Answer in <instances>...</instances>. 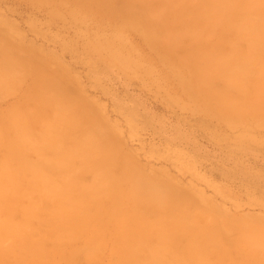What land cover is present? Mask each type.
Listing matches in <instances>:
<instances>
[{
    "label": "bare ground",
    "instance_id": "6f19581e",
    "mask_svg": "<svg viewBox=\"0 0 264 264\" xmlns=\"http://www.w3.org/2000/svg\"><path fill=\"white\" fill-rule=\"evenodd\" d=\"M59 1L87 12L96 0ZM101 2L119 31L143 30L209 111L230 122L264 119V0ZM1 32L4 93L31 69ZM44 59L25 88L26 108L0 117V264H74L77 256L93 264L107 247L108 264H264L263 224L209 221L212 208L136 169L101 111L89 116L58 84L57 63Z\"/></svg>",
    "mask_w": 264,
    "mask_h": 264
},
{
    "label": "rangeland",
    "instance_id": "374dc122",
    "mask_svg": "<svg viewBox=\"0 0 264 264\" xmlns=\"http://www.w3.org/2000/svg\"><path fill=\"white\" fill-rule=\"evenodd\" d=\"M72 4L0 0V34L5 31L6 40L22 48L24 59L16 57L31 69L23 70L24 80L15 88L0 92V117L25 104L32 70L44 67V58L54 60L62 74L58 84L80 98L89 116L101 111L116 132L121 154L135 161L136 169L156 173L158 181H169L212 208L209 221L264 225V119L233 123L214 114L148 45L142 29L119 31L121 22L109 16L101 0L85 4L87 12H77ZM220 86L217 81L214 89ZM80 258L74 264H91ZM109 261L107 247L93 264Z\"/></svg>",
    "mask_w": 264,
    "mask_h": 264
}]
</instances>
